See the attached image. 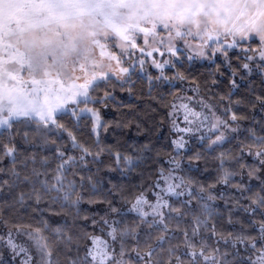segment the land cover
Masks as SVG:
<instances>
[{
  "label": "snow or ice",
  "instance_id": "1",
  "mask_svg": "<svg viewBox=\"0 0 264 264\" xmlns=\"http://www.w3.org/2000/svg\"><path fill=\"white\" fill-rule=\"evenodd\" d=\"M181 46L188 60L222 57L231 69L232 89L240 86L237 76L244 78L241 70L248 74L259 70L264 75V0H0V174L9 177L0 180V192L18 185L28 189L16 194L8 211L31 201L36 206L32 212H39L46 198L78 205L83 199L78 189L84 182L96 185L91 176H79L77 185L67 173L77 164L86 167L88 158L99 161L104 155L98 141L112 122L103 118L102 109L115 100L114 81L128 83L135 70L147 72L149 62L159 73L148 76L150 86L154 80L187 81L189 77L179 70L174 76L165 74L167 67L176 68L183 55ZM233 57L238 66H233ZM215 71L224 75L220 65ZM191 83L195 96L173 93L166 105L171 128L180 134L171 141L177 155L169 154L168 160L175 167H159L158 180L141 185L131 199L120 197L137 221L115 219L124 209L108 198L87 201L108 206L98 218L81 217L90 222L92 231L53 228L42 217L35 222L13 219L0 206V264H236L240 246L247 253L242 264H264V116L251 117L236 153L222 151L216 157V182L194 187L191 178L176 175L181 167L178 157L190 143L186 137L206 140L213 149L241 132L250 118L233 110L242 101H233L231 91L218 97L227 106L217 109L216 96L205 98L199 85ZM249 104L253 112L264 113V93L253 90ZM66 117L72 127L64 122ZM85 119L96 141L93 145L77 134ZM205 129L212 134L207 139ZM18 138L26 144L51 146L53 156L38 159L32 153L21 159ZM108 152L117 166L130 168L140 159ZM246 156L255 163H246ZM201 159L198 151L187 156L189 164ZM5 160L11 161L10 167L3 166ZM237 176L259 181V190L234 182ZM217 185L233 188L247 201L230 198L235 209L252 218L245 225L230 210L226 223L239 224L238 232L222 230L212 217L210 202L225 199L213 191ZM185 196L183 203L172 200ZM193 200L201 202L199 214L189 209Z\"/></svg>",
  "mask_w": 264,
  "mask_h": 264
},
{
  "label": "trees",
  "instance_id": "2",
  "mask_svg": "<svg viewBox=\"0 0 264 264\" xmlns=\"http://www.w3.org/2000/svg\"><path fill=\"white\" fill-rule=\"evenodd\" d=\"M182 52V51H181ZM183 53V52H182ZM236 54V53H235ZM233 55V53L231 54ZM237 55V54H236ZM187 55L183 53L181 59L177 62L176 68L167 67L165 74L174 76L176 71L184 73L189 79L187 81L179 80H154L151 86L148 83V76H157L158 70L151 69L148 73L133 72L131 80L126 84H119L114 81V96L115 100L110 103L109 107L102 109V116L106 121L112 122L107 132L101 131L99 137V144L105 149L104 155L101 156L99 161H93L88 158L87 166L77 164L67 173L69 180H76L79 185V176H91L95 187L92 183L84 182L83 188H79L83 199L78 205H73L62 198L51 199L46 198L39 207V212H32V208L36 207L29 201V206L19 207L16 206L15 211L9 212L8 205L14 203V198L19 191H27L25 185H18L9 190L5 187L4 191L0 192V206L4 207L6 215L13 219H22L25 222H35L41 217L47 219L50 226L61 227L66 230L75 232L81 228H87L92 231L89 221L81 219L84 215L89 217H99L104 215L108 206L106 204H90L89 199H112L117 207H122L120 216H114L115 219L120 220L123 217L122 223H133L138 220L135 213L127 211L128 205L123 204L120 199L122 195H127L131 199L132 195L137 194L141 190V185L151 184L152 181L158 180V168L163 167L165 170L173 169L175 166L168 163L169 154L175 156L177 153L173 150L171 141L176 139L177 133L171 128L170 120L167 113L170 111L166 105L173 100V93H182L184 85H193L191 82L195 81L201 89V95L205 98L215 95L217 109L227 106V101L219 102L218 97L226 95L231 91V99L233 101L240 100V105H233V110H238L249 116V121L243 122L241 132L231 135V138L223 145L215 146L213 149L208 148L206 140L201 141L197 137H189L190 143L186 151H181L178 158L181 160V167L176 169L179 176L191 178L194 181V187L200 184L207 186L216 182L219 175V161L216 157L220 152L236 153V145L239 140L245 139L247 132L245 128L250 126L251 117L255 116L257 120L264 116L260 111L253 112L249 101L252 100V91L256 94L264 93V75L261 73L248 74L241 70L243 79L237 76V83L239 88L232 89L230 86L229 78L231 76V69L228 68L220 59L215 62H207L205 64H197L194 61L188 60ZM217 65H220V75L215 71ZM233 66H238V62L233 57ZM152 68V66H151ZM154 68V67H153ZM212 79L218 81L217 84L211 83ZM210 89V91H208ZM69 127L73 126L70 117H66L65 121ZM130 123L129 127H116V123ZM139 125V127H137ZM78 136L86 141L88 144L93 145L96 143L95 138L92 136L89 122L87 119L78 125ZM25 131L31 128L23 129ZM55 137V133H52ZM199 135V134H198ZM235 137V138H232ZM207 138V137H205ZM64 142H67V137L63 136ZM144 145H149L148 149H144ZM18 146L23 153V157L29 156L32 153L37 155L39 159L42 156H53L52 147H40L39 145L26 144L18 138ZM108 149L113 152L119 151L123 154H130L139 156L140 159L128 168L123 164L117 166L112 155L109 154ZM194 151L202 154V159L198 162L189 164L187 156H190ZM70 154L78 155L76 151H70ZM245 162L254 164L253 157H245ZM4 167H10L11 161L5 160ZM39 167V164L36 165ZM231 165L226 164L225 167ZM32 167L29 164V169ZM7 175L0 174V180L8 179ZM234 182L248 183L254 190H259L260 182H249L247 177H235ZM216 193L224 194L225 199L210 202L211 212L213 219L217 222L218 227L224 231H240V225H228L226 217L231 210L234 219L243 221L248 225L252 219L243 210H237L233 207L230 198H239L241 203H247L239 194L227 185H217L213 190ZM55 196V193H53ZM150 198H152L150 196ZM188 197H173L174 202L183 203ZM228 200V203H225ZM192 212L199 214L201 211V202L196 200L192 201L189 206ZM256 218H259L257 214ZM251 230V229H249ZM3 231L0 226V232ZM236 257V264H242L246 261L247 253L243 251ZM231 250V249H230ZM63 260V256L61 257ZM12 264H15L12 262Z\"/></svg>",
  "mask_w": 264,
  "mask_h": 264
},
{
  "label": "rangeland",
  "instance_id": "3",
  "mask_svg": "<svg viewBox=\"0 0 264 264\" xmlns=\"http://www.w3.org/2000/svg\"><path fill=\"white\" fill-rule=\"evenodd\" d=\"M181 51L185 54V55H187V53L184 51V49H183V47L181 46ZM232 54V52H230V55ZM236 54L238 55L239 54V52L237 51L236 52ZM154 55H157V54H154ZM157 58H159V59H163V58H161V57H158L157 56ZM222 60L223 61V58L222 57H218V58H216L215 60H204V59H199V58H196V59H193V60H191V61H194V62H196L197 64H205V63H207V62H215L216 60L217 61H219V60ZM224 62V61H223ZM146 67H147V72H143V71H140L139 69H137V70H135L134 72H136V73H139V72H142V73H148V72H150V70L151 69H155V67L153 68H151V65H150V62L149 63H147L146 64ZM252 73H260V71L259 70H254ZM117 83H119V84H121L120 82H118V81H116ZM121 85H123V84H121ZM192 88H193V85H190V84H188V85H184L183 86V90H182V93L180 94V95H189V96H195L196 95V93L195 92H193L192 91ZM199 110V109H198ZM181 114H182V110L180 111V112H177V117H181ZM219 114V113H218ZM177 123L181 126V127H184V123H183V120H182V118H178L177 119ZM26 129V128H25ZM28 129V128H27ZM29 132H30V130H28ZM203 134L205 135V137H208V136H211L212 134L211 133H208L207 131H206V129L204 130V132H203ZM178 135H180L179 133H177V136ZM232 135V134H231ZM231 135H230V138H231ZM197 136H198V134H197ZM177 138V137H176ZM229 138V139H230ZM186 139H189V137H186ZM207 139V138H206ZM215 147V146H214ZM176 175H178V173L176 172ZM179 176V175H178ZM8 255H10V254H8ZM15 263V262H14Z\"/></svg>",
  "mask_w": 264,
  "mask_h": 264
}]
</instances>
